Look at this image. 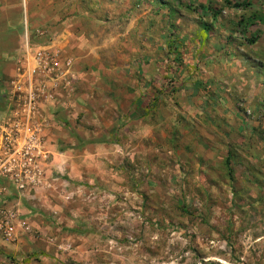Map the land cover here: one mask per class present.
I'll list each match as a JSON object with an SVG mask.
<instances>
[{
	"label": "rangeland",
	"instance_id": "rangeland-1",
	"mask_svg": "<svg viewBox=\"0 0 264 264\" xmlns=\"http://www.w3.org/2000/svg\"><path fill=\"white\" fill-rule=\"evenodd\" d=\"M60 1L103 48L32 77L27 154L48 33L0 38V264H264V0Z\"/></svg>",
	"mask_w": 264,
	"mask_h": 264
},
{
	"label": "crops",
	"instance_id": "crops-1",
	"mask_svg": "<svg viewBox=\"0 0 264 264\" xmlns=\"http://www.w3.org/2000/svg\"><path fill=\"white\" fill-rule=\"evenodd\" d=\"M14 4L15 5L13 8L15 12H10L8 15L7 12V14H4V10H1L3 4L2 2L0 3V22L4 21L6 23H11L9 26L6 25L7 27H4L2 32L0 30V38H7L11 34H16L19 39L21 36L23 37L25 33H29V37H31V35H34V31L40 34L39 36L37 35V37L43 38L45 32L48 33L44 39L45 43L40 45L38 44L39 46H36V49L43 48L46 52L55 54L58 61V68H56L57 70L61 67L62 63L64 65V61L67 59V54L76 56V61H80L81 59L84 60V57L88 59V57L91 55L99 57L98 55L101 53L100 48H103L102 44L90 46V44H92L91 42L83 43L80 41L81 37L75 36V32L78 31L76 25L79 26L80 18L74 16H69L66 18L64 17V14L67 10L64 1L57 2V0H25V3L23 4L22 2L18 3L17 1ZM74 9L80 11L81 13L82 5L79 4L77 6H73L69 13L73 12L72 10ZM22 13H24V16ZM75 13L76 12H74V14ZM74 20H78L77 23H75ZM43 26L46 29L40 28ZM23 46V61L27 62L31 53L33 52L29 53L27 40ZM95 47L98 48L93 50ZM203 55L204 54H201L200 57L202 58ZM7 60H2V58H0V63L6 62ZM198 60L199 57L198 59H195L194 63L189 60L187 61L189 62L188 65L191 63L189 71L192 73H194L196 68L200 66L196 63ZM6 69L8 68L6 67ZM1 72L3 73L5 70H1Z\"/></svg>",
	"mask_w": 264,
	"mask_h": 264
},
{
	"label": "built area",
	"instance_id": "built-area-1",
	"mask_svg": "<svg viewBox=\"0 0 264 264\" xmlns=\"http://www.w3.org/2000/svg\"><path fill=\"white\" fill-rule=\"evenodd\" d=\"M65 65H70L71 60L65 59ZM58 61L55 54L46 52L43 48H38L30 55L26 63V87L24 95L23 114L20 121L15 123L12 133L9 135L10 142H19L22 144L24 152L27 154L32 149V144L36 140V129L33 126V110L35 101V92L32 87L34 76L41 77L49 75L52 71L57 70ZM14 148V147H13ZM11 235L13 233V219L10 215L0 213V230Z\"/></svg>",
	"mask_w": 264,
	"mask_h": 264
},
{
	"label": "trees",
	"instance_id": "trees-1",
	"mask_svg": "<svg viewBox=\"0 0 264 264\" xmlns=\"http://www.w3.org/2000/svg\"><path fill=\"white\" fill-rule=\"evenodd\" d=\"M224 2L227 4V5H231L233 7H242V6H245L247 5L248 3L247 2H238V1H231V0H224ZM209 9V8H208ZM214 14L213 15H216L218 13L217 12H213ZM250 41H253L250 39Z\"/></svg>",
	"mask_w": 264,
	"mask_h": 264
}]
</instances>
